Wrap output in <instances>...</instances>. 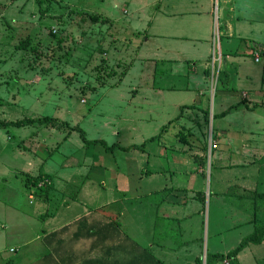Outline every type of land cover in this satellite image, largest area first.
Segmentation results:
<instances>
[{
	"label": "crops",
	"instance_id": "crops-1",
	"mask_svg": "<svg viewBox=\"0 0 264 264\" xmlns=\"http://www.w3.org/2000/svg\"><path fill=\"white\" fill-rule=\"evenodd\" d=\"M261 1L264 0H218V2L217 0H138L137 9L130 12L132 5L129 2L113 0L108 16L104 17L110 27L109 33L130 34L136 39L142 37L146 43L151 40L156 41L155 57H145V63L150 65V72L152 70L153 73V82L147 85L153 87L155 92L143 98L142 107L146 110L142 113L146 112V118L150 120L159 121L160 124L155 128L158 129L157 134L144 136L141 143L131 140L127 147H122L130 149L129 151L133 150V154L126 158L127 162L137 161L136 156L139 154V158L145 160V165L141 167L140 163H136L138 165L134 166L133 171L115 172L103 161L102 156H90L91 161L86 160L83 164L81 162L76 164L79 168L84 166L83 171L89 172L86 176L82 175L75 183L70 181L75 169L72 162L64 163V169L69 170L68 175L55 170L48 162L50 156H46L47 144L39 139L41 130L32 132L34 138L30 143L27 142L28 137L18 136L17 138L10 136L9 140L4 141V136L0 133V144L11 148L12 150H9L15 151L13 153L18 156V159L9 158V160L0 155V264H78L80 255L91 256L93 261L101 258L109 260L114 257L109 255V249L117 245L123 248L129 260L133 245L137 246L139 264H156L157 260L165 264H197L199 259L201 264H207L209 254L203 253L200 242L191 243L194 240L178 239L179 234L186 235L194 229L193 217L201 214L202 207L196 205L201 192L199 191L197 195L192 186L198 179L197 172L205 175V160L214 153L208 138H205L206 144L200 138H196L195 127L204 124L202 119L205 118V113L210 114L205 98L209 93V86L213 88L212 85L216 86L217 82L220 83L222 74L225 76V81H221L222 91L219 98L215 99L214 107L212 106L213 117H219L225 122L233 115L244 113L250 108L254 113L259 111L264 117V97L251 100L248 98L250 94L245 92L244 95V91L241 95L234 94L236 82L229 83L230 76L227 72L231 67L229 63L234 64L233 60H236V57H233L235 53L233 51L237 46L236 40L245 36V33L238 31V21L242 18H251L250 22L253 23L255 31L261 30L264 34V18L261 19V13L264 11L260 12L259 9ZM4 9L6 11V7ZM133 19L138 20L136 23L139 28L131 26ZM222 36L226 40L225 53L223 51L220 53L219 79H217L211 74L209 60L216 50L217 38ZM179 41L182 43L178 44ZM248 51L259 52L264 57V42L255 43V46L250 47ZM261 61L262 58L259 61L255 59L256 63ZM221 62L225 63L226 71H222L224 65H221ZM159 64L163 68L166 67L165 65L170 66V78L162 74L164 82H167L163 86L161 76L158 74ZM245 68L249 67H244L241 71L244 72ZM237 74L238 77L243 75L242 73L239 75V69ZM262 80H264V68ZM168 82H172L173 85L169 86ZM253 94L259 97L257 93H251ZM259 94L263 95V93ZM133 100L134 97L126 104L132 105ZM249 104L256 106L252 107ZM131 108L130 106V111ZM131 112L136 115V124L126 129L130 135L133 134V129L138 132L137 125L140 120L137 111ZM141 115L144 117L143 114ZM4 129L7 128L0 129V132ZM58 130L62 129L58 128ZM218 131L217 134L213 131L211 135L221 133L222 137L217 139L213 137V140L217 145L221 142L224 144L225 151L221 150V152L232 151L231 155L235 157L231 159V163L224 164L223 168L233 169L241 165L242 161H246L244 153H247L250 156L248 158H252V161L248 159L250 164L256 166L260 162L258 168L264 169V147L250 149L249 142L240 140L242 135L240 129L230 130L226 122L222 123ZM18 135L20 136L19 133ZM197 135L208 136L202 131H197ZM113 137H118L121 141L120 134L116 135L114 132ZM234 142H243L242 149L239 146L232 149ZM115 146L116 144L111 146L110 150ZM42 151L45 154L43 158L39 156L40 160L37 157ZM21 153H30L38 159L37 167L34 161H28L24 163L25 165L19 164ZM219 154L217 152V155ZM219 160H222V157H219ZM110 171L116 173L113 187L116 193L114 201L110 204L97 203L96 209L89 208L92 198L89 196L86 200L83 196L88 188L94 195H97V192L92 186L85 187L86 183L102 178V185L105 186L104 183L108 181L104 182L103 177ZM4 173H18V175L5 179ZM81 174H83L82 170ZM39 175H48L51 179H49V187L45 188L43 193L39 190L40 193L37 194L41 200H35L33 188L28 187L25 192L21 190L20 183L23 179L27 180L28 177H39ZM249 177L251 178L252 174ZM133 178L138 179V189L133 186ZM247 178L230 180L231 188L234 187L236 191L233 192L231 189L229 193L234 195V198L242 197L239 194L240 190L250 189L243 188ZM254 182L261 189L260 185L264 184V179ZM135 189L140 190L138 195L134 194ZM259 192L264 193L261 190ZM57 198L59 202L63 199L64 204L57 205L53 210ZM137 199L140 202L138 209L133 205L130 208L124 207V204L128 202L133 204ZM225 201L231 204L229 197L225 198ZM232 206L236 211L239 208L243 210L242 205ZM97 210L103 216L96 214ZM42 211L46 212L41 214ZM128 217L132 223H129L130 226L127 223ZM117 223L119 227L115 226ZM241 225H234L232 230ZM68 230L73 231L71 236L73 244L70 246L66 245L67 242L63 237ZM136 231H139V237L135 235ZM263 244L264 241L260 246ZM43 246L44 251H42ZM52 247L56 255L52 253ZM248 248L238 255L233 264L264 262V257L258 259L257 256L245 255ZM7 252L13 257L9 259ZM83 263L84 261L81 264Z\"/></svg>",
	"mask_w": 264,
	"mask_h": 264
},
{
	"label": "rangeland",
	"instance_id": "rangeland-1",
	"mask_svg": "<svg viewBox=\"0 0 264 264\" xmlns=\"http://www.w3.org/2000/svg\"><path fill=\"white\" fill-rule=\"evenodd\" d=\"M122 2H129L132 5L130 12H134L138 7V0H122ZM112 3L113 0H43L41 3L35 0H0V122L54 117L57 119L56 123L60 125L58 128L62 129L58 130L51 126L54 128L52 129L37 123L21 127L10 126L3 130L9 133L4 134L2 130L0 133L4 136V141L9 140L10 136L14 138L18 136L28 137L27 142L30 143L34 138L32 132L41 130L39 139L47 144L46 156H50L48 162L63 175L69 174V170L64 169L65 161L72 162L75 169L70 181L75 183L81 179L82 175L86 176L89 172L83 171L84 166L79 168L76 164L78 162L83 164L86 160L91 161L90 156H102L103 161L115 172L133 171L134 166L138 165L136 163H140L141 167L144 166L145 160L139 158V154L136 156L137 161L127 162L126 158L133 154V150L129 151L130 149L122 147H127L131 140L141 143L144 136L150 137L157 134L158 129L155 128L160 124L158 120L146 118V112L142 113L146 110L142 107L143 98L155 92L153 87L147 85L153 82V73L152 70L150 72V65L145 63V57H155L156 41L151 40L146 43L142 37L136 39L130 34H111L108 32L110 28L108 24L93 23L90 15L108 16ZM260 6V12H263L264 1L260 2ZM262 18H264V12L261 13ZM250 21L251 18H242L238 21V31L245 33V36L236 40L237 46L233 51L235 52L233 57H236V60H233L234 64L229 63L231 67L227 69V72L230 76L229 83L236 82L234 94L241 95L244 91V95L245 92L250 94L248 98L252 100L264 97V80H262L264 57L263 54L260 55L262 61L256 63V54L248 50L255 46V43H263L264 34L261 30L255 31ZM136 22H138L137 19L131 21L133 28H139ZM28 38H30L29 46L21 47ZM181 43L182 41L178 42V44ZM225 43L223 36L217 38L215 55L218 58L222 51L225 53ZM212 61L213 56L209 60L211 69ZM222 64L224 65L222 71H226L225 63L221 62ZM165 66V68L161 64L158 66L162 86L167 83L164 82L162 74L167 78L171 75L170 66ZM216 67L219 68V59L216 61ZM244 67L249 68L243 69V72L241 69ZM237 69H239V75L243 74L242 76L238 77ZM220 80L225 81L224 74ZM221 81L217 82L216 86L212 85L213 88L209 86L210 90L205 101L210 114L205 113L206 116L202 119L204 124L196 125V138H200L206 144L205 138L211 141V133L214 131L217 134L219 127L226 122L230 130L240 129L242 132L240 140L249 142L250 149L264 147V117L259 114V111L254 113L250 108L244 113L233 115L225 122H222L219 117H213L215 99L219 98L223 88ZM168 84L173 85L172 82ZM251 93H257L259 97ZM133 97V104L127 105L126 103L130 102L128 100ZM130 106L131 111H137L140 119L137 125L138 132L136 133L133 129L132 135L126 131L129 126L136 124V115L130 111ZM130 113H132L131 116ZM197 131H202L208 136L197 135ZM114 132L116 135H121L122 143L118 137H113ZM82 133L88 142L83 139ZM212 136L215 139L222 137L221 133ZM93 139L97 140V143L92 145ZM243 142L232 143V149H235V146L242 149ZM114 144H116L115 148L110 150ZM0 149V155L5 156V159H18V156L14 154L15 151H11L12 149L7 146L3 147L2 143ZM221 150L225 151L222 142L217 149H214L212 157L207 156L205 175L197 172L198 179L193 183L192 188L196 190L197 195L199 191L201 192L196 202V205L202 207L201 214L193 217L194 229L189 231V234H179L178 238L194 240L191 243L200 242L203 253L206 255L217 253L227 255L240 244L243 238L253 232L255 228L253 223L264 224V216L254 214L252 202L249 199L251 193L264 191V184L260 185L261 189H259L254 182L264 179V169L258 168L261 163L258 162L256 166L250 164L249 160L252 161V158L249 159L250 156L244 153L246 161H242V166L225 169L224 164L231 163V159L235 157L231 155L232 151L226 153ZM217 152L220 154L217 155ZM44 154L45 152L42 151L37 158L39 156L43 158ZM219 157H222V160H219ZM19 160L21 165L34 161L36 167L39 162L30 153H21ZM115 172L110 171L103 177L104 182L108 181L104 183L105 186L102 185V178L86 183L85 187L92 186L97 192V195H94L88 188L84 194V199L88 200L89 196L92 198L89 208L96 209L97 203L110 204L114 201ZM250 174H252L251 178ZM13 175L18 173H4L5 179L12 178ZM246 177H248L247 182H244L243 188L250 189L239 191L241 199L234 198V195L229 193L232 189L230 180L236 178L243 180ZM154 181L156 182V179ZM138 185V179L133 178V186L138 189ZM117 186L119 187V184ZM20 187L26 192L28 188L26 179L21 181ZM32 188L33 195L36 196L35 200H39L40 196L37 195L40 193L39 189L33 186ZM74 189L76 190V186ZM136 189L134 194L138 195L140 190ZM232 191H236L234 187ZM228 197L231 204L225 201ZM62 200L60 199V202L58 198L55 200L53 210L57 205L64 204ZM132 205L138 209L140 202L137 199L133 204L129 202L124 204V207L130 208ZM232 205H239V207L242 205L243 210L239 208L236 211ZM45 212L42 211L41 214ZM95 213L103 216L99 210ZM129 219L128 217V225L132 224ZM132 222L135 223V221ZM236 224L242 225L232 230ZM72 232L68 230L63 235L67 246L73 244ZM135 235L139 237V231H136ZM44 249L43 246L42 251ZM51 250L56 255L53 247ZM244 254L261 259L264 257V244L250 245ZM7 256L9 259L13 257L9 252ZM79 259L78 264L93 260L91 256L83 255H80ZM222 264H229V259L222 261Z\"/></svg>",
	"mask_w": 264,
	"mask_h": 264
},
{
	"label": "trees",
	"instance_id": "trees-1",
	"mask_svg": "<svg viewBox=\"0 0 264 264\" xmlns=\"http://www.w3.org/2000/svg\"><path fill=\"white\" fill-rule=\"evenodd\" d=\"M39 2H43V0H39ZM90 19L92 20L93 23H103L106 24L108 21L106 18L101 17L99 15H90ZM30 38H28L24 43L21 44V47L26 48L27 45L29 46ZM57 119L54 117H45V118H38V119H24L20 121H2L0 122V129L3 128H8L10 126H28L31 124H44L47 126H52L54 128H58L60 125H58ZM62 124V123H61ZM77 128V127H76ZM73 130V129H72ZM82 137L85 141V135L82 133ZM88 142V141H87ZM96 142V141H92ZM142 149V148H140ZM51 179L50 176L48 175H39V177H28L26 180V185L28 187H36L39 188V190L43 193L44 190H46L49 187V184H45L44 187H40V182L49 180ZM50 181V180H49ZM46 188V189H45ZM242 197L238 198L241 199ZM249 199L252 202V209L254 211V214L256 216H264V193L261 192H254L249 195ZM257 218V217H255ZM258 222L254 223V230L253 232L243 238V240L240 242V244L230 251L227 255L223 254H213V255H208V262L207 264H216L219 262L224 261L225 259H229V264H233L238 255H240L247 247L250 245H261L264 241V224L260 223L257 224ZM115 226L119 227V224H115ZM116 227V229H117ZM136 247L133 245L132 247V256L131 259H128V256L125 255L123 248L120 245L115 246L114 248L109 249V255L114 256L112 259L105 260L104 258H101L97 261H85L83 264H139V255L136 254ZM116 252V253H114ZM201 260H197V264H201ZM156 264H165L159 260H157Z\"/></svg>",
	"mask_w": 264,
	"mask_h": 264
},
{
	"label": "built area",
	"instance_id": "built-area-1",
	"mask_svg": "<svg viewBox=\"0 0 264 264\" xmlns=\"http://www.w3.org/2000/svg\"><path fill=\"white\" fill-rule=\"evenodd\" d=\"M216 33H217V31H216ZM256 55H255V59H256V61H259V59H260V53L259 52H256L255 53ZM219 59V64H220V60H221V58H218L216 55H215V50H214V53H213V61H212V69H211V74H212V76L213 77H217V79H218V76H219V68H217L216 67V61ZM218 148V145H217V143L213 140V136L211 135V150H214V149H217ZM45 184H49V180H45V181H43V182H41L40 183V187H44L45 186ZM32 199H33V197H32ZM33 203V202H32Z\"/></svg>",
	"mask_w": 264,
	"mask_h": 264
}]
</instances>
